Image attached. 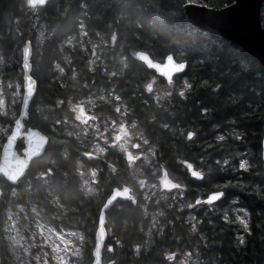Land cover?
<instances>
[{"label":"trees","instance_id":"16d2710c","mask_svg":"<svg viewBox=\"0 0 264 264\" xmlns=\"http://www.w3.org/2000/svg\"><path fill=\"white\" fill-rule=\"evenodd\" d=\"M232 3L233 0H50L33 9L26 0H0V36H14L21 48L25 39L33 45L32 75L38 91L27 126L50 136L44 155L31 163L18 185L1 182V264H11L4 257L2 244L7 208L33 219L35 205L42 221L58 228L81 230L85 244L78 264H92L95 233L106 199L116 187L128 185L138 192L123 153L111 149L104 156L86 157L88 149L81 145V136L66 129V124L72 122L69 103L87 95V84L94 91L104 89L111 104L121 101L127 106L128 122L139 124L149 144L156 148V159L186 185L179 202L171 207L169 201L164 204L165 214L160 216L163 229L162 224L155 226L152 221L154 199L145 204L138 192L135 203L116 201L107 211L109 235L103 262L169 264L164 257L166 251H191L198 256L193 264H264V68L237 44L196 29L188 22L184 9L186 4L220 9ZM15 19L24 29V41L15 35ZM261 19L264 26V11ZM41 25L46 33L44 42L38 45L35 36ZM112 36L116 39L113 46L103 42H110ZM72 37L76 39L68 43ZM77 37L102 41L107 54L91 66L90 43H84L89 47L86 49ZM6 38L1 40L4 49ZM138 51L148 53L157 62H163L169 54L186 62V71L175 79V86L187 82L184 95L175 91L159 102L148 94L146 87L153 78L158 86L167 84L137 59ZM65 56L69 57V65ZM59 64L67 66L66 74L61 73ZM72 68L76 69V78L67 75ZM113 90L116 96L110 94ZM110 103L98 104L96 111L114 118ZM19 107L18 104V111ZM46 110H50L47 117ZM0 121L13 122L3 118L1 112ZM224 130L235 132V136L221 140L219 134ZM191 131L194 137L189 139ZM22 148L20 143L18 149ZM234 150L253 152L250 167L242 169L237 160L226 165L216 162ZM208 154L212 165L209 176L189 177L184 161L201 168V158ZM81 162L87 169L99 172V190L94 194H87L82 186ZM149 171L150 167L143 169L140 176L154 180L156 176L149 175ZM13 189L16 194L7 200ZM218 189L226 193L223 202L215 207L189 209V204L199 197ZM233 197L250 211L251 228L243 242L238 236L243 228L233 220L223 219V213L233 214L231 209H217L230 207ZM187 213L194 216L193 222L188 221ZM150 232L154 242L145 248ZM138 247H143L140 253ZM201 255L206 262L201 263Z\"/></svg>","mask_w":264,"mask_h":264},{"label":"rangeland","instance_id":"374dc122","mask_svg":"<svg viewBox=\"0 0 264 264\" xmlns=\"http://www.w3.org/2000/svg\"><path fill=\"white\" fill-rule=\"evenodd\" d=\"M264 11V3L262 5L261 15ZM33 14V12H32ZM263 23V21H262ZM33 26V24H31ZM17 33V31H16ZM45 27L41 25L36 32L35 39L37 44L40 45L44 42ZM16 35V34H15ZM5 37L0 36V112L3 118L9 120H15L18 116L17 106L21 103L23 97V82L22 76V48L20 41L9 35L7 40V48H2L1 44ZM81 43V46L89 49L84 43L87 41L90 43L91 49V66L94 67L95 62L99 61V57L107 54L105 49L100 44L102 41L92 40L91 38L83 40L84 37H77ZM76 38L72 37L67 42L72 43ZM110 45L116 43V39L112 36L110 42L105 40ZM20 45V47H19ZM109 50L111 47L109 46ZM65 60L69 65V57L65 56ZM62 74L68 72L67 66L59 64ZM76 69H71V77L76 78ZM150 82L154 84V90L151 96L163 102L164 99L170 98L171 95L177 91L184 95L188 88V84L185 81L183 86L178 88L174 85H166L165 87L158 86V81L152 79ZM89 91L87 95L77 101H70L69 113L72 116L71 125L66 124V129L76 136H81V145H84L88 151H86V157H99L104 156L110 149H114L123 153L126 156L128 166L131 170V177L133 182L138 186V192L142 193L143 198L146 200L145 204L154 199V206L156 209L152 212V221L155 226L157 223L162 224L160 229H163L164 225L160 216H164L165 210L164 204L169 201V207H171L174 200L182 197L184 185L179 182L178 187L172 193H167L160 190V186L156 180L160 175L166 173V168L160 164L156 159V148L149 144L148 139L144 136L140 130L139 124L135 121L128 122L126 117L127 106L118 104L114 101L110 103L108 96L104 89L99 87L97 91H94L91 86L87 84ZM116 96L114 90L110 93ZM103 95L102 97L100 95ZM104 101V102H103ZM110 103L112 110L116 116L111 118L109 114L105 115L101 110L98 112V104ZM50 110L45 111L49 114ZM53 130H57L55 126H52ZM11 130L10 121H0V153L1 148L9 135ZM91 136V137H89ZM221 140H230L235 136V132L231 130H224L219 134ZM223 154V153H222ZM210 154L201 158V171L205 177H208L212 165L208 161ZM254 154L250 150L239 151L234 150L230 152L229 157L223 159H216L222 165H226L230 162L237 160L238 165L242 169H247L251 165ZM151 168L149 175L156 176L153 178L140 176L141 172L145 168ZM79 173L82 178V186L87 194H94L98 191L97 179L98 171L96 169H87L81 162L79 164ZM6 181V180H5ZM7 182V181H6ZM8 183V182H7ZM17 190L13 189L8 193L10 200ZM138 192H135L137 195ZM233 204L230 207L223 208V206L217 207L218 210L225 211L231 209L233 214L223 213L222 216L228 220L231 216L232 220L239 221L243 228V232L238 236L243 242L246 234L251 228V216L250 211L246 206L239 205V201L236 197L232 199ZM152 202V201H151ZM207 204L203 202V198H199L194 204L189 206V209L196 207H204ZM215 207V206H211ZM35 210L33 219L28 215L20 214L11 208H7L6 223L4 225V235L2 244L5 246L6 260L11 264H78L80 258L83 256L85 244V235L81 230L69 229L64 227H55L54 225L41 220V213L37 206H33ZM189 221H194V216L188 214ZM153 234L148 233V238L143 247L149 248L153 245ZM142 247H138L137 252L140 253ZM168 252H165V254ZM198 256L190 251H184L180 256L171 260V264H193L197 261ZM7 262V263H8ZM206 262L201 255V263Z\"/></svg>","mask_w":264,"mask_h":264},{"label":"water","instance_id":"95a60500","mask_svg":"<svg viewBox=\"0 0 264 264\" xmlns=\"http://www.w3.org/2000/svg\"><path fill=\"white\" fill-rule=\"evenodd\" d=\"M264 0H235V3L220 9L208 8L195 4L184 7L185 15L190 24L200 31L219 35L226 40L236 43L247 54L259 61L264 68V27L261 23V7ZM50 0H27L28 7H43ZM15 26L20 34L23 29L19 20L15 19ZM33 45L27 40L22 46V70H23V97L20 104L18 117L15 119L12 129L7 136L0 155V178L3 177L11 184L16 185L22 180L31 163L44 155L50 142V136L41 129L27 126L30 117V106L38 91V84L32 75ZM138 60L157 75L161 76L168 84L174 81V77L182 74L187 69L186 62H179L172 54L166 56L163 62H157L144 52L136 53ZM153 83L147 85V92H151ZM193 137V134H189ZM23 140L24 148L21 153L17 150V144ZM262 159L264 161V127L262 137ZM186 166L193 177L200 174L187 162ZM162 189H173L175 182L169 176H163L160 180ZM3 189L0 185V202L3 197ZM226 197L224 191L211 192L205 199L208 203L220 202ZM129 186L115 188L106 199L101 208L98 226L95 233V246L92 251V264H102V252L108 239L107 211H109L118 199H130ZM2 255L0 252V264ZM107 264H114L113 262Z\"/></svg>","mask_w":264,"mask_h":264},{"label":"flooded vegetation","instance_id":"af4514ba","mask_svg":"<svg viewBox=\"0 0 264 264\" xmlns=\"http://www.w3.org/2000/svg\"><path fill=\"white\" fill-rule=\"evenodd\" d=\"M16 31H17V33H16V36L20 39V40H22V41H24V39H25V37H26V34H24V32H23V34H19V31L16 29ZM23 31H24V29H23ZM27 39H25V41H26ZM117 104H118V106H119V108H120V104H121V101H119V102H116ZM12 126H13V122L11 123V129H12ZM20 143H22V141H19L18 142V145L20 144ZM17 145V146H18ZM18 151L21 153V151H22V149L21 150H19L18 149ZM109 151H111V149L109 150ZM93 158H96V157H93ZM27 175V174H26ZM25 175V176H26ZM3 181H5V179L3 178V177H1L0 178V183L1 182H3ZM6 182V181H5ZM7 183V182H6ZM7 184H9V183H7ZM19 184V183H18ZM17 184V185H18ZM11 185V184H10ZM132 191H133V189H132Z\"/></svg>","mask_w":264,"mask_h":264}]
</instances>
